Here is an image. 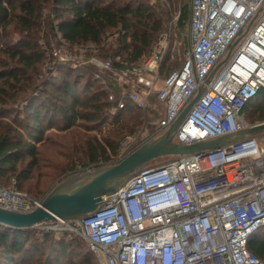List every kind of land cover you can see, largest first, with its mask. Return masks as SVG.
Wrapping results in <instances>:
<instances>
[{
    "label": "built area",
    "instance_id": "built-area-1",
    "mask_svg": "<svg viewBox=\"0 0 264 264\" xmlns=\"http://www.w3.org/2000/svg\"><path fill=\"white\" fill-rule=\"evenodd\" d=\"M166 37L160 35L153 55L141 65L116 73L131 75L142 85V93L126 92L138 108L146 107L156 78L144 70L154 69L151 61L158 62ZM188 41L184 65L169 72L157 91L165 110L152 137L170 127L228 54L174 140L192 144L263 124L248 119L245 108L264 91V0H190ZM98 64L111 67L110 61ZM124 90L109 88L114 111L126 107ZM129 139L121 143L119 160L148 140L132 148ZM40 204L41 199L0 187L1 207L30 211ZM33 228L81 236L100 264H264L248 247L251 236L264 229V132L144 167L104 196L88 218L41 222Z\"/></svg>",
    "mask_w": 264,
    "mask_h": 264
},
{
    "label": "trees",
    "instance_id": "trees-1",
    "mask_svg": "<svg viewBox=\"0 0 264 264\" xmlns=\"http://www.w3.org/2000/svg\"><path fill=\"white\" fill-rule=\"evenodd\" d=\"M168 1L167 6L164 3L125 4L121 0H0V43L1 32L8 25L15 23L27 32L35 30L45 10H48V14L54 17L50 27L67 43L71 46L94 45L101 58L111 59L107 60L111 63V70L103 69L104 73L90 65L77 69L69 65L72 61L58 59L53 56V52H48V48L42 49L33 39L21 37L14 41L16 49L12 52V57L17 58V65L7 71H0V81L6 82L7 86L0 85L1 188L23 192V182L30 177L24 176L25 169L20 165L26 157L31 159L26 163L30 170L37 165L38 144L43 141L45 131L53 125L69 130L75 125L83 128L86 124L85 129L89 132L109 123L110 135L104 136L103 140L96 135H80L89 163L86 168L102 166L119 157L121 141L125 136L136 132L142 123L141 114H133L141 108L124 97L126 107L113 112L109 88L117 92L122 86L129 88L128 83H123L116 73L130 72L153 55L157 39L168 28L170 12L178 10V0ZM189 18L190 0H183L177 27L184 30ZM114 37L115 41L109 44L108 40ZM113 44H116L114 49ZM169 60L168 52L160 61L159 71L169 69ZM179 65L180 62L177 61L175 67ZM43 69L46 70L45 73ZM95 75L101 78L95 79ZM12 88L17 92L12 100L25 102V109L21 113H26L27 119L15 117L16 109H8L11 100L8 94ZM263 95L264 91L255 103L246 106L245 114L248 119L264 120ZM120 97L118 94L117 98ZM156 99L163 105L157 94ZM164 163L154 166L149 164L148 167ZM81 165L84 166L85 163ZM12 176L20 180V183L6 187ZM26 189L32 193L29 187ZM23 193L35 200L43 197ZM248 247L264 260V229L251 236ZM0 264L100 262L81 236L65 231L58 234L34 228L16 230L0 225Z\"/></svg>",
    "mask_w": 264,
    "mask_h": 264
},
{
    "label": "rangeland",
    "instance_id": "rangeland-1",
    "mask_svg": "<svg viewBox=\"0 0 264 264\" xmlns=\"http://www.w3.org/2000/svg\"><path fill=\"white\" fill-rule=\"evenodd\" d=\"M122 1L125 4L133 5L139 3L150 5L164 3L167 6L169 2L168 0H121V2ZM182 2L183 0H178V10H172L169 14L170 21L167 24L168 28L163 32L167 34V37L165 39V44L160 48L161 53L159 54L158 62L155 64L153 61H151V67H154L153 70L148 67L144 70V74L147 77L151 78L152 76H155L156 78L151 88V96L148 98L146 107L143 109H138L133 113L141 114V125L137 128L136 132L125 136V138L121 141L122 143L126 138L129 137V147L133 148L146 138L152 136V133L156 127V123L165 110V106L160 104L156 99L157 91L161 88L163 78L168 75L169 72L178 70L182 67L184 61L187 58L188 51L190 50L188 41V25L183 30L181 27H177L176 24L179 17V8ZM48 13V10H45L42 19L39 20V24H36L35 30L28 32L23 31L15 23L8 25L6 29L2 30V41L0 43V71H7L10 67H16L17 58L12 57V52L16 49L14 46V41L23 37L25 39H33V41L41 45L42 49L48 48V52H53V56L57 57L58 59L60 58L66 61H72L69 62V65L74 66L77 69L90 65L102 70L101 73H104L106 68L101 67L98 63L100 61H107L111 59L101 58L99 56V50L91 44L71 46L63 38H61L59 34H57V31L54 28L50 27V22L54 21V17ZM115 39L116 37L110 38L108 43H113ZM157 42L158 39L155 43V46L157 45ZM112 47L113 49L116 48V44H113ZM168 52L170 53V60L168 62L169 69H165L161 72L159 71L160 61ZM177 61L180 62L179 67H175ZM45 72L46 70L43 69V73ZM122 77L123 76H120V79L123 80V83L126 82L129 85V88H126V90L123 92V98L128 97V94L126 93L127 91L131 92L136 90L142 93V85L135 82L133 76ZM100 78L101 77L98 75H95V79ZM0 85L7 87L6 82L4 81H0ZM16 93L17 92L13 88L9 90L8 97L11 100L9 101L8 109H16L14 115L15 117L18 116L20 118L27 119V114L21 113V111L25 109V102L22 100H12ZM262 97L264 101V95ZM113 112H115L114 109ZM86 126L87 125L85 124V126L82 128L75 125L69 130H64L61 129V127H56L53 125L51 128L45 131L43 141L38 144L39 155L37 165L31 170L29 169L26 163L31 161L30 157H26L25 161L20 165L21 168L25 169L24 176L29 175L30 177L29 180H24V182L23 180L21 181V183H25V188L22 189L23 192L29 193V191L26 189L29 187L32 191V193H29L30 195L34 197H42L58 182L64 180L69 175L87 169L86 167L89 163H87V156L85 155L82 148L80 135H96L98 139L103 140L104 136L110 135L108 131L110 127L109 123H107L106 126L101 128L97 127L93 129V131L88 132L85 129ZM122 156L123 154L121 149L117 159H114L113 161L104 165L114 164ZM171 158L172 156L160 158L153 164H150V166L167 162ZM82 163H85V165L82 166ZM73 168H75V170ZM12 177L9 181V184L5 185L6 187H13L14 185H18L20 183V180L14 176Z\"/></svg>",
    "mask_w": 264,
    "mask_h": 264
},
{
    "label": "water",
    "instance_id": "water-1",
    "mask_svg": "<svg viewBox=\"0 0 264 264\" xmlns=\"http://www.w3.org/2000/svg\"><path fill=\"white\" fill-rule=\"evenodd\" d=\"M237 43L238 41L234 42L229 53ZM228 56L212 70L205 82L199 86L194 97L164 133L148 139L114 164L102 165L92 170L87 168L69 175L48 191L41 198V204L30 211H18L0 206V225L24 230L31 229L41 222L86 219L103 204L104 196L115 193L126 180L156 159L216 150L263 133L264 123L192 144L174 140L185 116L206 90L207 85L226 62Z\"/></svg>",
    "mask_w": 264,
    "mask_h": 264
},
{
    "label": "clouds",
    "instance_id": "clouds-1",
    "mask_svg": "<svg viewBox=\"0 0 264 264\" xmlns=\"http://www.w3.org/2000/svg\"><path fill=\"white\" fill-rule=\"evenodd\" d=\"M165 260H166L167 262H169V259L166 258Z\"/></svg>",
    "mask_w": 264,
    "mask_h": 264
}]
</instances>
